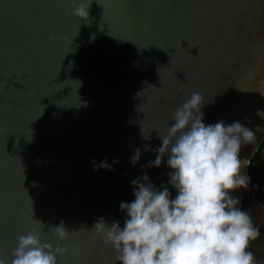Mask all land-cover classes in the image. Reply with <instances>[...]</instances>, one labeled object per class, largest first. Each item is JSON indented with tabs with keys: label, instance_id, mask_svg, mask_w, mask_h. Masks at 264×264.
Returning a JSON list of instances; mask_svg holds the SVG:
<instances>
[{
	"label": "water",
	"instance_id": "obj_1",
	"mask_svg": "<svg viewBox=\"0 0 264 264\" xmlns=\"http://www.w3.org/2000/svg\"><path fill=\"white\" fill-rule=\"evenodd\" d=\"M90 3L87 19L74 15ZM193 92L206 125L239 121L255 133L239 153L249 163L264 139V0H0L4 264L20 235L55 242L61 222L75 233L58 264H119L94 225L123 228L119 206L145 174L175 198L167 155L149 165Z\"/></svg>",
	"mask_w": 264,
	"mask_h": 264
},
{
	"label": "clouds",
	"instance_id": "obj_2",
	"mask_svg": "<svg viewBox=\"0 0 264 264\" xmlns=\"http://www.w3.org/2000/svg\"><path fill=\"white\" fill-rule=\"evenodd\" d=\"M90 5L77 4L74 15L87 19ZM203 105L201 93L193 92L174 111L173 123L166 135H159L162 144L149 165L160 167L167 155L175 198L145 174L131 181L134 200L119 206L127 214L123 228L115 220L109 226L104 218L95 223L94 231L115 251L119 264H256L250 247L260 229L249 211L241 210L239 198L231 195L248 187L250 177L242 174L248 160L242 161L239 153L242 144L256 143V136L239 121L206 125ZM139 157L137 149L132 163ZM99 167L109 166L102 162ZM50 232L55 242L35 229L20 235L10 264H58V256L69 251L60 242L75 232L63 222Z\"/></svg>",
	"mask_w": 264,
	"mask_h": 264
},
{
	"label": "flooded vegetation",
	"instance_id": "obj_3",
	"mask_svg": "<svg viewBox=\"0 0 264 264\" xmlns=\"http://www.w3.org/2000/svg\"><path fill=\"white\" fill-rule=\"evenodd\" d=\"M248 164L250 192L242 194L240 208L249 211L254 225L260 229V237L252 242L250 250L256 257V264H264V139L250 157Z\"/></svg>",
	"mask_w": 264,
	"mask_h": 264
}]
</instances>
